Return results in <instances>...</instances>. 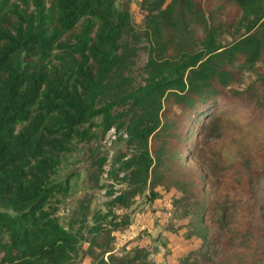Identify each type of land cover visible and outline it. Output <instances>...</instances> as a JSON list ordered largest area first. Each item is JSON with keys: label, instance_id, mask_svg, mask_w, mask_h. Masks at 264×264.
<instances>
[{"label": "trees", "instance_id": "trees-1", "mask_svg": "<svg viewBox=\"0 0 264 264\" xmlns=\"http://www.w3.org/2000/svg\"><path fill=\"white\" fill-rule=\"evenodd\" d=\"M30 1L33 8L27 11L0 0V264H66L80 241L87 243L85 253L96 264H150L143 248L127 247V242L115 246L114 233L131 223L128 214L116 209L128 208L145 191L148 200L159 197L155 187L166 177L165 191L190 186L193 192L171 201L193 206L185 238L201 241L181 257L207 251L219 239L204 224L214 212L213 201L195 180L184 181L186 172L175 163L196 151L194 136L228 109L224 106L248 108L264 125V0H204L206 6L218 1L208 13L222 17L216 27H204L200 48L193 51L167 38L155 21L158 14H173L183 27V7L188 9L191 0L138 2L153 17L144 32L153 53L143 84L135 88L116 72L119 40L129 21L126 7L117 9L116 0ZM222 32L230 35L228 44L217 40ZM169 48L176 51L172 58L165 57ZM244 72L250 75L245 88L228 93ZM117 105L125 113L112 115ZM96 116L101 117V134L120 129L134 153L113 158L117 166L108 174L126 188L105 189L104 211H93L88 225L83 220L81 236L59 224L57 207L49 203L57 194L66 195L69 177H50L72 139H92ZM189 133L193 137L186 138ZM104 160L94 161L97 173ZM214 222L218 229H230L223 209Z\"/></svg>", "mask_w": 264, "mask_h": 264}, {"label": "rangeland", "instance_id": "rangeland-1", "mask_svg": "<svg viewBox=\"0 0 264 264\" xmlns=\"http://www.w3.org/2000/svg\"><path fill=\"white\" fill-rule=\"evenodd\" d=\"M11 1L18 8L25 7L27 11L33 8L30 0ZM140 1L115 2L117 9L126 7L129 15L128 26L119 40L122 50L116 72L127 79L131 88L143 84L146 63L149 55L153 53L152 40L144 33L148 32L149 20L153 17L138 7L137 3ZM217 4L218 1H215L206 6L204 0H191L188 9L183 7L186 10L180 21L183 27H178L179 20L173 19V14H158L155 21L168 33L167 38L171 36L173 41L178 40L179 47L184 51H193L200 48L204 27H216L220 22L221 15L208 13V9ZM217 40L224 45L231 41V37L222 32L217 35ZM175 55L174 48L166 50V58ZM110 79L113 80V76ZM249 81L250 75L244 72L226 90L231 93L244 89ZM224 107L228 109H224L215 122H207L202 131L194 136L196 151L182 156L180 164L175 163L176 169L186 172L183 180H195L197 188L202 189L206 199L213 201L214 212L205 219L204 224L210 233L219 237L218 241L213 246H208L209 249L205 252L203 248L199 253L181 257L189 247L196 248L201 241L196 237H192L190 241L185 238L186 225L193 221V206L184 203L172 204L171 201L173 197L183 194L191 196L193 192L190 186L186 191H181V188L165 191L162 186L168 181L166 177L163 178L162 185L155 187L159 197L148 200L145 191L135 196L128 208L116 209L118 214H128L131 223L122 232L114 233L115 246L121 247L127 242V247L143 248L150 264H179L183 260L188 263L193 261L194 264H261L259 256L264 251V163L259 153H264V125L253 118L248 108ZM123 110L121 105H117L112 108L111 114H123ZM171 110L178 112L175 106ZM100 120V116L92 120V139H72L70 150L59 155V164L50 177L53 181L69 177L66 195L57 194L49 203L57 207L59 224L66 230L82 234L81 236L83 220L86 219L84 223L88 225L93 211H104V202L107 199L105 189L113 188L116 191L126 188L123 182L114 180L108 174L110 168L115 169L117 166V163H112L113 158L119 154L128 157L134 153L123 142L124 134L120 129L111 127L101 134ZM161 120L163 121L162 116ZM190 137H193L192 133L186 138ZM99 157L105 160L100 173H97L94 161ZM166 166L168 164L161 166L157 172L161 173ZM93 178L97 179L96 184ZM189 202L194 203V200L190 199ZM222 209L230 221L228 231L218 229L214 222L215 218H219ZM86 247L87 243L80 241L76 255L66 264H96L85 253Z\"/></svg>", "mask_w": 264, "mask_h": 264}]
</instances>
